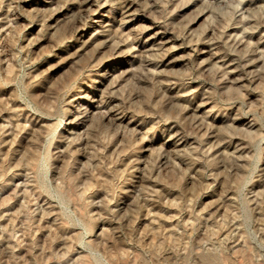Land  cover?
<instances>
[{"label": "rangeland", "instance_id": "374dc122", "mask_svg": "<svg viewBox=\"0 0 264 264\" xmlns=\"http://www.w3.org/2000/svg\"><path fill=\"white\" fill-rule=\"evenodd\" d=\"M0 264H264V0H0Z\"/></svg>", "mask_w": 264, "mask_h": 264}]
</instances>
